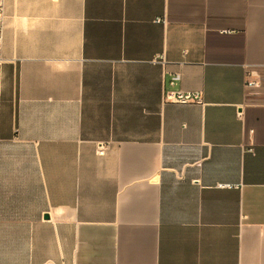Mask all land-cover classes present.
<instances>
[{"label":"crops","instance_id":"0c3cea01","mask_svg":"<svg viewBox=\"0 0 264 264\" xmlns=\"http://www.w3.org/2000/svg\"><path fill=\"white\" fill-rule=\"evenodd\" d=\"M5 10L0 264H264V0Z\"/></svg>","mask_w":264,"mask_h":264},{"label":"built area","instance_id":"2783aa9c","mask_svg":"<svg viewBox=\"0 0 264 264\" xmlns=\"http://www.w3.org/2000/svg\"><path fill=\"white\" fill-rule=\"evenodd\" d=\"M5 0H0V63L4 60L3 57V44H4V32H5ZM163 57V56H162ZM164 59V57H163ZM248 85H259V81L250 80L247 81ZM165 98L180 103L189 102H202V91L200 90H185V89H170L165 92ZM106 149V144L103 142L98 143V152L103 153ZM222 186H225L222 184Z\"/></svg>","mask_w":264,"mask_h":264}]
</instances>
